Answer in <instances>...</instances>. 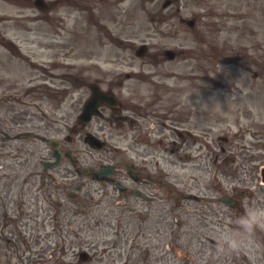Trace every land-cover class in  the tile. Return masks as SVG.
Wrapping results in <instances>:
<instances>
[{
  "label": "rangeland",
  "instance_id": "374dc122",
  "mask_svg": "<svg viewBox=\"0 0 264 264\" xmlns=\"http://www.w3.org/2000/svg\"><path fill=\"white\" fill-rule=\"evenodd\" d=\"M17 1L21 3L12 1L11 9L0 12L7 18L20 13L37 20L6 22L5 40L12 39L18 47L10 51L8 44L0 45V220L5 213L14 226L9 236L0 237V264H78L81 250L92 259L85 264H227V259L207 241L212 236L222 244L220 226L206 223V204L200 206L188 195L204 198L211 189L220 196L222 174L228 172L229 183L240 177V187L256 193L241 196L243 204L251 200L264 204V186L258 179L259 167L264 166V0H171L172 5L166 8V0H44L46 4L58 1L51 4V13L34 8L33 0ZM59 16L70 27L63 38L54 34L56 26L62 27L57 22ZM48 18H52V24ZM189 20L195 22L193 27L186 24ZM96 24H101L103 30L98 32ZM12 26L17 28L11 30ZM98 33L102 52L109 55L100 61L116 62V56L123 53L132 57L128 65L133 66L108 65L101 67L102 74L98 75L86 71L87 81L125 80L126 96L130 90L146 95L150 85L144 80L148 79L180 89L182 101L196 105L191 122L196 124L195 136L203 143L192 145L191 159L184 155L174 158L162 150L165 159H160V167L168 177L176 178V187L166 195L164 206L172 214L154 227L159 239L137 238L133 225L136 221L127 222L126 211H106L105 204H95L97 185L90 180L81 195L88 205L67 201L56 208L55 214L47 208L54 197L61 200V191L54 188L52 199L41 200L42 208L32 200L30 208L39 218L33 216L31 221L29 216L16 214L22 208L17 190L38 185L40 159L49 155L48 141L72 135L67 127L76 120L77 95L84 82L81 70L88 68L74 61L80 59V35L94 38ZM126 43L134 48L147 44L145 58L137 59L134 50L124 49ZM165 49L179 55L166 61L161 54ZM61 53L65 55V66L49 67L50 56ZM154 54H158L157 59ZM122 71H133L139 78L126 81L114 77ZM203 102L208 104L200 108ZM189 118V114L182 115V123L189 125ZM121 131L125 133L126 127ZM112 133H116L115 139L123 140L115 146L125 148L124 139L118 135L121 133ZM106 135L116 143L112 134ZM224 136L235 139L234 145H244L230 146L234 160L230 164L223 162L227 154H220L221 147H225L220 142ZM69 148L83 156L86 165L96 161L95 153L80 141ZM221 190L222 194L229 193L228 187ZM176 201L182 207H173ZM81 206L87 209L81 212ZM215 208L223 217L220 208ZM193 209L195 213L189 211ZM49 215L54 219L47 220ZM27 220L36 223H20ZM228 220L226 216L224 222ZM68 225L72 233H68ZM18 232L22 238L35 232L37 241H27L23 246ZM7 237L12 238V245L5 244ZM245 262L253 264L249 255ZM263 262L264 251L256 256L255 264Z\"/></svg>",
  "mask_w": 264,
  "mask_h": 264
},
{
  "label": "flooded vegetation",
  "instance_id": "af4514ba",
  "mask_svg": "<svg viewBox=\"0 0 264 264\" xmlns=\"http://www.w3.org/2000/svg\"><path fill=\"white\" fill-rule=\"evenodd\" d=\"M2 21L3 18L0 17V23ZM98 28L103 29L99 25ZM0 30H4V28L0 27ZM124 49L131 52L133 50L132 45L130 46L129 43L124 45ZM154 56L157 59V54ZM131 61L132 57L120 53L116 56L114 65L125 66ZM129 66L132 67L133 65ZM131 75L134 78H139V75ZM126 76L131 79L128 74ZM115 81L109 80L103 86L102 89L109 95L110 99L99 103L97 106L98 114L92 116L86 123L80 120L76 124L72 123L71 126L72 132L77 134L83 143L86 144V137L90 134L102 143L101 148L98 150L101 155L96 156L98 160L93 162L92 166L86 165L82 156L75 157L71 155L72 160H68L66 156L69 150L59 143L58 150L61 153L62 160L55 166L57 168L56 174L61 175V178L66 180L68 177L70 178V171H62L58 168L65 160L69 161L71 166H74L75 174L80 176L81 180L66 181L65 183L67 186L80 183V186L75 187L76 195L70 199L82 204H85V200H82L85 198L81 196L83 193H81V187L83 185L84 189L87 187L82 179L86 180L87 177H90L92 180L96 176L98 184L96 194L99 202H95V204H105L103 205L105 210L123 209L127 213V222L136 221L133 222V225L136 227L137 236L143 239L148 237L159 239V234L154 232V227L159 226L167 214H171L170 210L165 209L164 200L167 192L174 190L176 187V178L168 177L165 169L160 167V159H165L162 150L173 154L174 158H181L180 156L184 155L189 160L191 159L192 145L195 146L197 143V139L193 136L196 124L191 122V118L195 119L196 110L190 102L182 101V94L179 89L164 88L157 81L144 80L150 85V90L146 95H137L135 91L130 90L126 96L123 95V82L117 81L115 83ZM91 95L92 93L89 90L80 93L78 97L80 110L85 106ZM114 101H116V105H113ZM186 114L190 115L189 125L182 123V115ZM124 126L126 131L122 133L121 130ZM113 131L121 133L118 135L126 143L124 150L113 147L123 141L121 138L115 139L114 134L116 133H112ZM107 133L112 134L116 143L107 138ZM74 142L75 139L71 137L66 139L67 146ZM224 143L225 147L221 148V152L224 155L227 154V156L223 158V162L233 163L230 140H225ZM111 146L112 148H110ZM41 175L50 178V175L45 171ZM227 176L228 174H226V179ZM54 184L55 186L58 185L56 186L58 188L61 187L59 186L61 183L54 182ZM40 186L17 190L16 198L24 201L23 208H26V212L22 217L29 216L28 219L31 220V216H33L30 208L32 200L47 198L46 195L50 194L51 190L43 188L46 187L43 180H40ZM67 189L66 187L60 188L61 192ZM228 197L234 201V204L232 206L226 205L225 209H220L221 213L224 217L228 215L235 217L240 213L239 210H234L238 204L237 196L230 190ZM212 203V201L207 200L205 210L211 223L218 215ZM82 209L85 208L81 206L80 211ZM20 223H24L23 226H26L27 223L33 222L27 220L20 221ZM215 223L217 224L216 221ZM230 226L235 227V225ZM257 239L264 242V235L257 234ZM9 241H7L8 244ZM224 253L228 264H235L233 253L237 254L239 264H243V256H240L239 253L228 251L226 248ZM13 254L16 256L17 253L14 251Z\"/></svg>",
  "mask_w": 264,
  "mask_h": 264
},
{
  "label": "clouds",
  "instance_id": "9594fccd",
  "mask_svg": "<svg viewBox=\"0 0 264 264\" xmlns=\"http://www.w3.org/2000/svg\"><path fill=\"white\" fill-rule=\"evenodd\" d=\"M206 104L201 103L200 108ZM258 230L264 231V204L255 200L247 201L243 204V210L222 226V244L228 251L246 252L255 264L256 256L264 251V242L257 239Z\"/></svg>",
  "mask_w": 264,
  "mask_h": 264
},
{
  "label": "water",
  "instance_id": "95a60500",
  "mask_svg": "<svg viewBox=\"0 0 264 264\" xmlns=\"http://www.w3.org/2000/svg\"><path fill=\"white\" fill-rule=\"evenodd\" d=\"M141 53V51L140 52H138V54H140ZM171 57V56H170ZM92 110L90 109V107H89V105L88 106H86L85 107V109H84V112L83 113H89V112H91ZM51 144H53V143H51Z\"/></svg>",
  "mask_w": 264,
  "mask_h": 264
}]
</instances>
